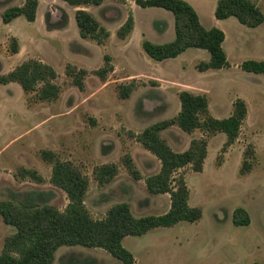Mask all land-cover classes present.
<instances>
[{
  "label": "rangeland",
  "instance_id": "rangeland-1",
  "mask_svg": "<svg viewBox=\"0 0 264 264\" xmlns=\"http://www.w3.org/2000/svg\"><path fill=\"white\" fill-rule=\"evenodd\" d=\"M187 1L205 28L225 32L229 66L199 71L197 65L209 61L210 53L194 47L175 58L152 59L142 47L144 40L164 44L175 39V17L164 8L141 7L134 0L81 6L39 0L34 21L21 15L4 23V10L25 0H0V76L25 60L37 59L56 70L55 82L61 87L59 97L47 101L38 98V91L25 92L17 82H0V201L66 209L68 195L52 183V164L41 157L43 150H49L88 177L85 204L94 219L104 218L110 207L123 202L137 217L163 214L170 208V195L151 194L145 181L159 172L161 161L135 135L175 118L183 90L206 95L216 118L229 116L235 100L242 98L248 105L247 118L229 146L224 132L187 133L172 124L160 133L177 152L187 150L193 139L208 140L203 170L187 165L175 174L184 175L189 202L202 209V218L128 235L123 245L134 254L135 264H264V73L240 67L246 59L264 60V22L248 27L233 16L218 19L217 0ZM255 2L264 13V0ZM79 8L92 13L109 31L102 44L79 35L75 19ZM129 15L134 29L121 39L117 31ZM14 39L17 52L12 50ZM107 55L111 70L102 78L98 70L105 66ZM68 65L87 70L83 89L73 84ZM123 87H129L128 97L121 95ZM129 158L139 178L128 169ZM245 161L250 169L242 174ZM105 164H115L118 172L102 183L94 170ZM23 168L42 179L24 177ZM238 207L248 212L249 225L233 223ZM14 232L0 215V252ZM53 264L123 263L103 248L75 245L61 246Z\"/></svg>",
  "mask_w": 264,
  "mask_h": 264
},
{
  "label": "trees",
  "instance_id": "trees-1",
  "mask_svg": "<svg viewBox=\"0 0 264 264\" xmlns=\"http://www.w3.org/2000/svg\"><path fill=\"white\" fill-rule=\"evenodd\" d=\"M73 6L101 5L105 0H63ZM124 1V0H119ZM141 7H160L169 10L175 17V39L164 44H156L144 40V51L154 60L162 61L175 58L188 48L206 49L210 53L209 61H201L197 68L206 71L229 66L228 56L224 50L225 32L213 27L207 29L200 21L194 6L187 0H134ZM39 0H25L21 6H11L2 13V21L9 23L23 15L34 21ZM215 16L218 19L235 17L248 27H257L264 22V13L255 0H217ZM79 35L83 39H91L102 44L109 31L100 24L92 13L84 8L75 12ZM134 29V18L129 15L117 31L121 39H125ZM13 52H17V41L12 43ZM109 56L105 57V66L98 70L104 78L111 70ZM240 67L248 72L264 73V60L246 59ZM67 74L73 84L84 88V77L87 70L68 65ZM56 70L37 59H28L16 66L6 75L0 76V82L7 84L17 82L25 92L38 91L40 100H55L59 97L61 87L55 82ZM123 97L129 96V87H123ZM181 108L173 119H166L146 127L135 138L144 148L152 152L161 161L159 172L148 176L146 186L151 194L168 193L170 208L159 215L135 216L128 203H118L110 207L104 218L94 219L89 213L85 197L89 186L88 177L70 161L61 160L49 150H43L41 157L52 164L51 181L63 189L69 198L64 210L50 204L22 202L19 204L9 200L0 201V215L5 223L13 226L15 232L8 236L0 252V264H53L57 250L61 246L81 245L85 247L103 248L123 264H135L134 254L124 247L123 239L128 235H143L157 227H170L180 221L196 222L203 216L198 206H192L190 190L183 174L176 172L191 165L199 172L203 170L207 157V139H193L190 147L182 152L174 151L161 137L162 130L177 124L183 131L190 133L201 129L208 134L224 132L227 135L226 146L231 145L238 137L242 124L247 118L248 105L242 98L233 104L232 113L223 118L214 117L209 111V100L204 94H196L183 90L179 94ZM225 146V147H226ZM129 170L136 178L140 177L131 159L126 160ZM249 165L243 163L241 173L249 172ZM24 177L41 180L34 170L23 168ZM115 164H105L95 168L94 174L100 182L106 183L117 174ZM236 226L250 224L248 212L238 207L233 214Z\"/></svg>",
  "mask_w": 264,
  "mask_h": 264
}]
</instances>
